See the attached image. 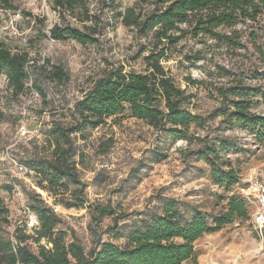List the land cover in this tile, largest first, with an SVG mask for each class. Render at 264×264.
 Instances as JSON below:
<instances>
[{
    "label": "trees",
    "instance_id": "obj_1",
    "mask_svg": "<svg viewBox=\"0 0 264 264\" xmlns=\"http://www.w3.org/2000/svg\"><path fill=\"white\" fill-rule=\"evenodd\" d=\"M91 1L95 0L54 3L62 13L99 20L98 16L89 15L87 5ZM100 1L102 6L116 10V0ZM0 10L15 12L14 0H0ZM114 17L138 40H144L134 56V60L141 61L142 71L126 72L122 65L108 64L91 88L66 114H61L68 122H54L40 151L24 159L21 165L26 173L33 174L35 187L65 210L82 209L87 203V186L79 174L83 153L76 142L85 141L89 131L125 112L176 141L201 143L198 132L211 119L221 118L226 130L237 129L264 145V112L255 110L256 105L264 106V0H136ZM23 18L32 16L24 13ZM33 20L36 24L44 23V19L37 17ZM98 31L99 21L84 31L55 24L43 37L86 46L98 42ZM190 40L203 49L193 56L184 55L183 60L190 67L201 62L209 64L205 76L215 83L211 87L219 102L206 117L197 113L187 88L206 85L207 80L191 76L178 80L165 65L179 53L178 47ZM30 61L29 52H12L0 46V70L7 77L14 100L26 91ZM31 69L52 83L70 80L68 71L46 60L41 66L32 64ZM35 82L33 87L42 94ZM3 119L0 110V122ZM107 148L101 151L102 155ZM230 150L231 143L219 137L195 153L210 168L213 185L226 190L239 183L238 173L224 160ZM163 159L158 153L152 155L153 163ZM12 187L3 185L1 189L10 193ZM29 201L28 208L36 219L32 234L16 228L10 237H4L9 212L0 196V264H198L194 244L199 239L219 232L235 218L248 217L246 202L238 196H231L226 211L216 215L195 207H181L174 199L158 196L157 207L139 225L121 227L126 230L125 235L114 225V238H124L123 246L99 241L86 253L73 232L68 238L66 231L58 229L61 218L40 194L32 192ZM88 208L95 224L103 218H111L114 223L122 218L111 206ZM31 244L36 250H32Z\"/></svg>",
    "mask_w": 264,
    "mask_h": 264
},
{
    "label": "rangeland",
    "instance_id": "obj_2",
    "mask_svg": "<svg viewBox=\"0 0 264 264\" xmlns=\"http://www.w3.org/2000/svg\"><path fill=\"white\" fill-rule=\"evenodd\" d=\"M135 1L116 0L115 11L107 5L102 6L100 0L91 1L87 5L89 15L99 17L92 21L62 13L55 8L54 0H14L15 12L0 10V46L12 52L25 50L31 59L26 91L17 100L11 98L7 77L0 70V110L4 115L0 122V196L9 212V226L5 228L4 237H10L16 228H24L27 235L32 234L34 214L28 208L32 192L40 194L48 206L57 210L61 218L58 229L66 231L68 238L73 232L86 253L99 241L123 246L124 238H114V225L117 224V230L125 235L126 230L121 227L133 223L139 225L157 207L158 196L174 199L181 207H195L209 215L225 212L229 198L238 196L246 202L247 219L235 218L219 232L199 239L194 244L197 262L264 264V241H260L252 228L254 205L247 200L257 176L264 170V145L237 129L226 130L221 118L211 119L204 130L198 132L201 143L173 140L131 118L127 112L89 131L85 141L76 142L83 153L80 179L87 186L84 191L87 203L82 209L65 210L55 206L51 197L35 187L33 174L21 170L24 159L40 151L51 125L68 122L61 114H66V110L91 88L92 82L102 76L108 64L122 65L126 72L142 71L141 61L134 60V56L144 40H138L114 17L116 12H123ZM24 13L32 18L24 19ZM33 17L44 19V23L36 24ZM96 21H99V31L95 37L98 42L94 45L52 42L43 37L55 24L84 31L86 27H93ZM202 49V45L192 40L182 43L178 47L179 53L165 65L178 80L185 76L207 80L206 85L187 88L197 113L206 117L219 105L211 87L215 83L205 76L209 64L201 62L190 67L183 60L184 55L193 56ZM44 60L68 71L69 82L52 83L31 69L32 64L41 66ZM34 80L42 94L33 87ZM181 85L185 87L183 83ZM255 110L263 113L264 106L256 105ZM219 137L231 143V150L224 160L239 176V183L228 190L213 185L210 168L195 155L202 146ZM107 146V152L102 155L101 151ZM156 153L164 157L158 164L152 162V155ZM9 184L13 186L10 193L1 189ZM90 205L111 206L122 218L116 223L111 218H103L95 224L88 208ZM31 248L36 250L33 244Z\"/></svg>",
    "mask_w": 264,
    "mask_h": 264
},
{
    "label": "built area",
    "instance_id": "obj_3",
    "mask_svg": "<svg viewBox=\"0 0 264 264\" xmlns=\"http://www.w3.org/2000/svg\"><path fill=\"white\" fill-rule=\"evenodd\" d=\"M52 41V40H51ZM53 42V41H52ZM21 170L26 172L24 168ZM247 200L254 205V212L252 214V228L254 229L260 241H264V170L259 173L252 186V191ZM57 213V210H54ZM32 226L36 225V219L32 215Z\"/></svg>",
    "mask_w": 264,
    "mask_h": 264
}]
</instances>
